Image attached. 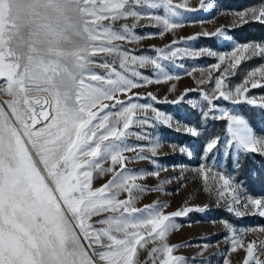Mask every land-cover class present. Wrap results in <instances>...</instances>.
<instances>
[{
    "label": "snow or ice",
    "instance_id": "obj_1",
    "mask_svg": "<svg viewBox=\"0 0 264 264\" xmlns=\"http://www.w3.org/2000/svg\"><path fill=\"white\" fill-rule=\"evenodd\" d=\"M211 7L208 0H199L195 8L190 0H0V94L10 97L0 101V264H148L149 260L189 264L185 257L173 255L182 245H169L166 238L180 227L173 218L204 212L208 205L183 206L168 214L163 212L167 205L159 203L135 207L141 194L163 191L162 185L169 181L147 188L136 181L149 175L158 178L160 171H136L127 164L139 160L156 164L161 143L145 128L173 127V117L151 103H134L140 94L132 90L179 79L165 70L161 60L217 57L218 63L198 81L210 85L200 90L201 117L204 122L226 121L224 154L231 155L239 168L242 154L264 156V136L245 117L217 102L264 109V97L257 102L247 95L250 88L264 87V64L248 71L240 85L233 88L227 83L243 61L264 59V42L236 44L225 54L176 47L200 35L232 39L218 28L173 40L163 49H154L156 57L135 55L123 44L142 39L135 32L141 20L158 28L161 36L174 34L185 26L181 9ZM232 15L234 24H264V4ZM120 21L124 23L116 27ZM150 65L155 80L141 71ZM96 68L110 71L100 74ZM188 91L194 89L165 102L179 104ZM120 95L127 99H119ZM147 95L159 102L152 93ZM133 125L140 131L133 132ZM176 125L193 137L200 135L196 127L180 126L179 121ZM130 136L148 144L131 145ZM219 144V137L206 144L205 159ZM126 152L136 154L128 157ZM193 171L203 179V190L217 203L222 201L229 213L238 218L264 217V197L248 194L233 176L207 163ZM108 173L112 175L106 183L93 186L97 176ZM122 193L127 194L124 199ZM222 223L233 233L230 251L238 246L246 251L242 264H264L259 259L264 242L259 249L256 241L245 247L235 236L236 229L227 221ZM259 231L264 233V228ZM148 243L154 246L141 262L139 252Z\"/></svg>",
    "mask_w": 264,
    "mask_h": 264
},
{
    "label": "rangeland",
    "instance_id": "obj_2",
    "mask_svg": "<svg viewBox=\"0 0 264 264\" xmlns=\"http://www.w3.org/2000/svg\"><path fill=\"white\" fill-rule=\"evenodd\" d=\"M175 2L179 3L180 0H175ZM208 2L212 5L208 9L200 11L181 9L185 26L176 29L174 34L166 33L161 36L158 28L146 26L149 21L141 20L135 32L142 39L132 44L124 43L123 46L130 49L135 55L156 57L158 53L154 49H163L171 45L173 40L180 41L182 37L195 36L205 31L211 33L218 28H223L226 35L232 39L225 40L219 37L200 35L198 39L180 42L176 47H187L192 50L210 49L218 54H225L230 53L236 44L264 42V24L255 21L234 24L232 15L249 8H259L264 4V0H208ZM198 3L199 0H190V7L195 8ZM120 23H124V21L118 22L116 27H119ZM127 23H131V21L129 20ZM149 34L153 35L149 36ZM97 58L99 59V57ZM108 59L111 61L112 57H108ZM161 63L165 65V70L170 75L179 77V79L159 84H146L133 89V92L140 94V98H134L133 102L153 104L160 112L173 117V127L158 125L156 128H145V131L152 133L153 138L158 139L161 143L155 157L156 164L149 160H139L128 163L127 167L136 171H160L158 178L149 175L136 181L147 188H154L160 181L167 180L169 182L162 185L163 191H149L141 194L135 202V207L143 208L145 205L159 203L167 205L163 212L168 214L183 206L203 207L208 205L204 212L193 211L187 216L173 218V221L180 227L167 235V243L182 245L173 252V255L185 257L189 264H192V261H195V264H224L225 259L229 261V264H242L246 251L239 246L237 251H230L233 233L227 231L222 222L227 221L236 229L235 236L242 240L245 247L249 242L256 241V249H259L261 242H264V233L259 231L260 228H264V217L249 214L238 218L229 213L222 201L217 203L215 196L203 190L204 181L193 169L198 168L201 163L213 165L224 174L233 176L238 183L243 185L248 194L255 198H262L264 197V156L242 154L239 157V168L234 167V158L224 154L227 137L226 121L211 119L207 122L202 121L200 105L204 101L201 98L200 90H208L210 85L199 84L198 81L202 78V74L206 78L207 73L211 71V65L218 63L217 57L180 56L174 61L171 58L161 60ZM262 64H264V59L259 57L243 61L237 73L228 76L227 83L233 88L240 85L248 71ZM116 67L117 70H120L118 64ZM96 71L105 74L110 69L96 68ZM141 71L150 79L157 78L151 65ZM213 75H219V73L213 72ZM211 87H214V82ZM173 88L174 90L170 91ZM186 89H194V91H188L181 103L165 102L177 99ZM148 93L155 95L159 102L152 101L148 97ZM247 95L255 97L259 102L260 98L264 97V87L250 88ZM8 99L10 97L7 95L0 94V101ZM119 99L127 98L120 95ZM105 103L111 104L112 101H105ZM217 103L220 107L234 110L245 117L255 132L264 136V109L247 103L231 105L222 100ZM193 104L197 106L193 107ZM176 121L180 122V126L196 127L200 135L193 137L183 130H177ZM131 130L139 132L140 127L133 125ZM216 137L220 138V144L218 148L208 153L205 159V146L212 138ZM128 142L131 145L148 144V141L137 140L135 136H130ZM172 145L177 146L175 150L171 147ZM180 147H184L186 151L181 153ZM135 154V152L124 153L128 157ZM145 155H150V153L145 152ZM109 163H105L104 167H108ZM111 175L108 173L102 177L97 176L93 186L99 187L106 183ZM209 183L211 184L212 181ZM126 195V193H122L120 199H124ZM93 219H99V217ZM153 246L152 243H148L145 249L140 250L139 260L141 262L146 260L148 251ZM259 259L264 261V254H259ZM148 264H151L150 260ZM250 264H255V261H251Z\"/></svg>",
    "mask_w": 264,
    "mask_h": 264
}]
</instances>
